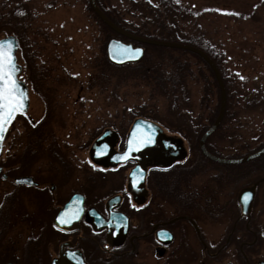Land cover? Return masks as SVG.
<instances>
[{
    "label": "rangeland",
    "instance_id": "374dc122",
    "mask_svg": "<svg viewBox=\"0 0 264 264\" xmlns=\"http://www.w3.org/2000/svg\"><path fill=\"white\" fill-rule=\"evenodd\" d=\"M97 1L124 27L145 38L182 45L190 41L211 45L235 83L231 82V101L247 94L246 101L252 97L264 100V0ZM89 3L90 0H0V39L14 35L19 41L21 79L30 89L31 100L29 113L16 119L5 139L0 164L15 159L17 166L21 162L39 179L52 180L59 186L57 195L37 197L39 193L32 189H16L0 181V203L6 196H16L8 197L0 209L14 225L30 218L32 221L43 207L48 221L56 208L84 187L88 174H80L79 168L94 140L106 129L118 132L124 140L136 115L165 127L185 123L181 116L169 111L171 102L154 92L148 86L151 83L125 78L123 71L111 72L104 67L102 59L109 40ZM106 35L110 40L116 36L110 32ZM170 61L187 64L191 72L179 92V97L184 95L180 104L183 99L191 101L186 109L196 115L207 114L211 109L217 111L214 105L220 96L212 73H207L204 63L191 54L146 47V56L137 66H162L165 70L170 69ZM201 101L212 102V107H200ZM236 109L230 107V115ZM239 110V115L249 116L246 108ZM240 124L246 127V123ZM220 140L225 141L224 135ZM237 151L232 150L224 158H239L247 152ZM71 168L78 173L75 175ZM117 179L115 172H94L89 185L91 204L100 207L118 188L112 184ZM8 206L9 214L5 213ZM49 223L48 238L52 234ZM32 234L33 229L25 224L13 230L6 243L12 245L18 236ZM48 254H43L45 264Z\"/></svg>",
    "mask_w": 264,
    "mask_h": 264
},
{
    "label": "flooded vegetation",
    "instance_id": "af4514ba",
    "mask_svg": "<svg viewBox=\"0 0 264 264\" xmlns=\"http://www.w3.org/2000/svg\"><path fill=\"white\" fill-rule=\"evenodd\" d=\"M115 38L130 42L119 36ZM211 104L201 101L200 107ZM181 105L190 107L191 101L183 100ZM221 107L222 100L214 105L217 111L211 109L207 114L196 115L186 109L183 126L163 128L168 136L182 141L185 155L171 166L148 168L143 202L136 201L128 189L134 163L98 165L90 160L89 149L79 168L80 174H88L86 184L56 208L48 221L44 207L39 208L32 221L30 218L15 225L0 210V264H45L46 252H49L48 264L62 257L73 258L78 263L79 256L85 264H264V154L241 164H221L208 158L201 148V140L215 125ZM229 107L237 109L226 117L227 104L223 121L205 142L208 154L238 161L261 153L264 100L253 97L245 103L235 100ZM239 107L246 108L249 116L239 115ZM240 123H246V127ZM115 133L119 139L114 153H123L126 143ZM222 135L224 142L220 140ZM242 149L247 152L241 157L224 158L232 150L238 153ZM14 161L0 164V181L16 189H32L39 193L37 197L58 194L59 186L55 182L39 179L29 167L21 162L17 166ZM71 169L75 175L78 173L77 169ZM96 171L118 175L112 181L118 188L100 207L91 204L89 194ZM23 178L33 179L34 184L15 182ZM74 195L84 198L83 214L75 206L66 217H61L66 221L61 223V210ZM8 197L16 196L4 197L0 209ZM116 197L121 199L119 205L110 210L109 202ZM8 210L9 206L5 213L9 214ZM25 224L33 229V234L18 236L12 245L6 243L12 231Z\"/></svg>",
    "mask_w": 264,
    "mask_h": 264
},
{
    "label": "water",
    "instance_id": "95a60500",
    "mask_svg": "<svg viewBox=\"0 0 264 264\" xmlns=\"http://www.w3.org/2000/svg\"><path fill=\"white\" fill-rule=\"evenodd\" d=\"M90 6L95 12V14L100 18V20L105 23L110 29H112L115 33L129 39L131 43H124L117 39H112L109 41L106 47V55L110 63L115 66H125V65H134L140 63L145 56V49L142 47L135 46L133 42L147 45V46H156L163 48H171L177 50L188 51L194 53L204 59L213 69L216 78L218 80L221 95H222V107L220 115L215 123V125L204 135L201 140V148L205 155L211 160L221 163V164H241L247 161H250L252 158H256L264 154V150L249 158H245L243 160L238 161H229L223 160L208 154L205 148V142L209 136H211L220 126L226 112L227 105V96L225 85L221 74L213 61L208 57L207 54L202 52L201 50L187 46L182 44H174V43H166L160 41H153L148 39H142L131 34H128L118 27H116L110 20L102 13V11L97 6L96 0H90ZM0 41H4L6 43H10L13 49V55L15 57V79L19 84L21 90L25 93L24 99V109L22 112H18L15 114L14 119H12L7 125L4 133H3V141L0 142V154L3 150L4 140L7 134V131L10 125L13 123L18 114H27L30 109L31 101H30V91L28 86L20 79V75L23 72V67L20 65L18 60L19 53V43L15 36H9L7 38H2ZM117 135L110 129L106 130L93 144L90 152L89 158L90 160L98 165H106V166H117L121 164L134 163L136 167L132 170L129 176L128 189L129 192L133 195L136 201L143 202L144 194H145V181L147 177L148 168L156 165L167 167L171 166L176 161L183 160L184 158V147L181 140L176 137L168 136L163 128L158 124L146 120V119H137L131 128V131L128 134L126 148L123 153H114V148L117 144ZM133 141L134 145L139 143V148L133 147L131 151H129V142ZM141 141H146L140 143ZM127 155L128 159H120ZM1 172V169H0ZM17 184H25L32 185L33 180L31 178H23L15 181ZM120 197H116L109 202L110 210H114L120 202ZM84 198L81 195H75L70 202L62 209L59 219L61 217H66L71 211H73L74 207L77 206L80 214H83ZM92 211H90L91 213ZM96 213L95 211H93ZM79 217V216H78ZM58 219V220H59ZM79 264H85L83 258L81 256L77 257ZM74 261L73 258H65L62 257L61 260L54 261L53 264H78Z\"/></svg>",
    "mask_w": 264,
    "mask_h": 264
},
{
    "label": "trees",
    "instance_id": "16d2710c",
    "mask_svg": "<svg viewBox=\"0 0 264 264\" xmlns=\"http://www.w3.org/2000/svg\"><path fill=\"white\" fill-rule=\"evenodd\" d=\"M98 6L100 7V9L102 10V12L105 14V16L117 27H119L120 29L129 32L133 35H136L138 37H143L140 34V32H135L134 30H129L128 28L124 27L122 23H120L118 20H116L114 17H112V14L108 11H106L97 1ZM164 4L166 2H163ZM90 10L92 11V13L94 14V17L103 24V29L106 30V34L107 33H112L115 34L110 28H108L99 18L98 16L93 12V10L90 7V4H88ZM151 6V5H150ZM153 7V5H152ZM124 21V20H122ZM104 34V36L106 37L107 40H110L109 36ZM148 38V37H146ZM148 39H152V38H148ZM108 42V41H107ZM186 45L195 47L201 51H203L204 53H206L209 57H211V59L215 62V64L217 65L223 81H224V85H225V89H226V93H227V104H228V108H227V113H226V117H229L230 113L229 110L230 109V104H231V100L234 99V97L232 96V87H231V82H233V80L231 79V77L228 75V73L225 71V66L223 65V59L215 53V50L213 49V47L211 45L202 43V42H198V41H190L189 43H187ZM155 49H160V50H164L167 48H159V47H154ZM168 50H172L173 49H168ZM178 52H182L184 54H191L192 56H194L198 61L203 62L204 63V67L205 70L207 71H211L210 67L197 55L189 53V52H185V51H179L176 50ZM21 57H22V53L20 51ZM25 58L26 56L23 55ZM103 63H104V67H106L109 71L114 72V70H119V71H123V77L128 78V79H142L147 83H151L148 86L153 87L154 92H159L160 95H162L164 98L169 99V102H171V110H169L171 113H173L176 116H181V118L185 115V110L186 107H183L180 102L179 99L183 98L184 95L181 97H179V92L181 90H183L184 86L187 84V80L189 79V75H191V72L189 71V66L187 64L181 65V64H177L175 63V61H170V69H165L162 70V66L159 68H153V67H146V68H142L140 66H125V67H115L112 64H110V62L108 61L106 55H104L103 57ZM212 79L214 81L215 87L218 91V97H219V102L221 100V93L220 90H218V83L216 78L214 77L213 73H212ZM234 83V82H233ZM235 84V83H234ZM238 87V86H237ZM248 95V94H247ZM247 95H239L238 98H241V101H245L248 99ZM184 100V99H183ZM179 102V104L177 103ZM219 108V107H218ZM217 108V110H218ZM213 114L217 115V112H213ZM137 116V117H136ZM135 118H139L142 115H136Z\"/></svg>",
    "mask_w": 264,
    "mask_h": 264
},
{
    "label": "snow or ice",
    "instance_id": "6c2138e0",
    "mask_svg": "<svg viewBox=\"0 0 264 264\" xmlns=\"http://www.w3.org/2000/svg\"><path fill=\"white\" fill-rule=\"evenodd\" d=\"M16 65L13 49L10 43L0 41V142L3 141V133L18 112L24 109L25 93L21 90L15 79ZM146 141H141L143 143ZM133 147L139 148V143L134 145L129 142V151ZM120 159H128L127 155ZM247 199V197L245 198ZM66 221L61 218V223Z\"/></svg>",
    "mask_w": 264,
    "mask_h": 264
}]
</instances>
